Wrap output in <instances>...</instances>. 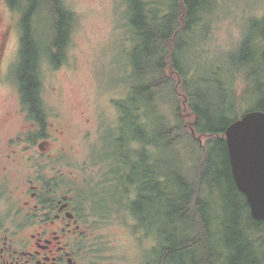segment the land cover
<instances>
[{
	"label": "trees",
	"instance_id": "trees-1",
	"mask_svg": "<svg viewBox=\"0 0 264 264\" xmlns=\"http://www.w3.org/2000/svg\"><path fill=\"white\" fill-rule=\"evenodd\" d=\"M9 2L22 11L16 68L22 106L42 134L47 113L39 65L44 57L55 65L65 60L75 16L64 0ZM125 2L135 40L128 55L132 71L127 95L117 101L120 125L104 131L103 155L93 159L106 162L107 174L91 180L94 193L86 199L101 200L96 209L107 212L114 195L133 227L158 238L159 264L186 253L195 258L199 246L200 264H264V221L253 217L235 183L225 136L240 117L229 115L237 105L238 77L243 97L256 103L251 109L264 110V62L255 58L264 54L260 37L245 33L227 62L215 59L204 69L192 41L197 29H208L202 11L212 0Z\"/></svg>",
	"mask_w": 264,
	"mask_h": 264
},
{
	"label": "rangeland",
	"instance_id": "rangeland-1",
	"mask_svg": "<svg viewBox=\"0 0 264 264\" xmlns=\"http://www.w3.org/2000/svg\"><path fill=\"white\" fill-rule=\"evenodd\" d=\"M64 3L75 16L65 60L55 65L44 57L39 65L41 97L47 113L42 134L40 124L29 118L23 109L20 84L16 78L20 63L22 13L15 9L5 10L3 14V23L15 26L8 40L7 53L12 71L0 81L2 210L7 206L10 191H15L18 185L23 188L25 180L37 173L41 166L57 170L64 168L69 174L73 170L80 180L86 177L93 182L107 174L106 162L93 159L103 155L101 136L104 131L116 130L120 125L117 101L128 91L132 71L128 55L135 40L128 24L127 4L125 0H64ZM3 7L5 5L0 0V10ZM211 7L202 11V23L205 22L208 29H197L192 41L198 45L195 54L204 69L215 59L227 62L228 52L237 49L245 33L260 37L264 47V0H212ZM255 58L264 62L262 53ZM201 72L200 67L194 71L195 74ZM261 77L264 85V75ZM237 81V105L229 114L233 118L256 105L243 97L244 87L239 77ZM257 86L254 82L253 91ZM216 100L219 102L221 98ZM45 141L49 142L45 146L48 154L40 146ZM10 154L18 160L9 159ZM55 158L59 159L54 161ZM5 166H8L7 172L3 170ZM110 188H115L114 183ZM94 189L91 185L86 192L94 193ZM113 196L110 195L106 202L112 209L103 212L109 217L95 220L96 250L93 253L96 256L86 264H159L158 238L154 233L148 234L133 227L135 220L117 207ZM101 203L98 199L95 206L100 207ZM218 206L223 213L225 203L220 200ZM222 236L226 243L225 232ZM195 252V258L186 253L183 258H173L168 264H200L204 253L201 246Z\"/></svg>",
	"mask_w": 264,
	"mask_h": 264
},
{
	"label": "flooded vegetation",
	"instance_id": "flooded-vegetation-1",
	"mask_svg": "<svg viewBox=\"0 0 264 264\" xmlns=\"http://www.w3.org/2000/svg\"><path fill=\"white\" fill-rule=\"evenodd\" d=\"M2 3L5 7L0 10V81L12 71L7 53L15 26L4 24L3 14L5 10L19 9L9 0ZM19 41L22 46V37ZM44 144L40 146L48 154L45 146L49 142ZM8 158L18 160L12 154ZM3 170L7 172L8 166ZM91 180L86 177L80 180L73 170L69 174L64 168L41 166L25 180L23 188L18 185L15 191L11 190L7 206L0 209V264H86L95 257V220H106L109 216L86 199V191L91 185L95 187Z\"/></svg>",
	"mask_w": 264,
	"mask_h": 264
},
{
	"label": "water",
	"instance_id": "water-1",
	"mask_svg": "<svg viewBox=\"0 0 264 264\" xmlns=\"http://www.w3.org/2000/svg\"><path fill=\"white\" fill-rule=\"evenodd\" d=\"M230 163L251 213L264 221V110L249 109L225 131Z\"/></svg>",
	"mask_w": 264,
	"mask_h": 264
}]
</instances>
